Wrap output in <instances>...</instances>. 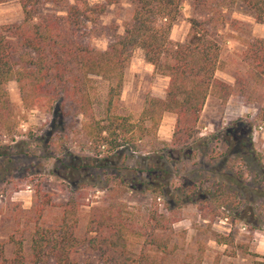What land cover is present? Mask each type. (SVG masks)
<instances>
[{
    "label": "trees",
    "instance_id": "16d2710c",
    "mask_svg": "<svg viewBox=\"0 0 264 264\" xmlns=\"http://www.w3.org/2000/svg\"><path fill=\"white\" fill-rule=\"evenodd\" d=\"M119 1L18 0L22 20L0 26V137L18 126L7 88L14 80L25 109L59 107L81 115L86 152L84 157L69 154L64 178L74 187L66 189L62 203H52L38 182L30 208L14 201L0 208V264H203L208 245L187 250L176 239L174 223L189 202L199 204L209 237L226 246L223 254L239 253L250 264H264L263 254L236 239L237 229L225 234L210 227L216 218H225L248 231L264 232V201L245 199L230 206L225 201L237 192L227 184L214 183L212 189L202 181L172 183L176 163L197 156L208 143L199 135L207 98L225 103L238 94L255 102L258 88L264 87V37L242 41L246 68L230 84L216 75L222 61L214 36L215 24L233 5L264 24V0H190L192 15L183 41L172 40L170 32L184 0H129L132 10L123 32L115 33L105 49L92 46L100 16ZM136 48L168 83L164 96L145 95L134 119L118 113L117 104ZM93 76L108 82L99 113L93 105ZM166 112L175 114V124L171 138L161 140L157 130ZM229 139L223 140L226 150L232 146ZM7 153L0 150V156ZM240 176L236 172L227 178L238 185ZM124 193L148 195L143 219L129 210ZM90 197L83 214V200ZM81 250L91 254L79 261ZM211 264L220 263L216 258Z\"/></svg>",
    "mask_w": 264,
    "mask_h": 264
},
{
    "label": "rangeland",
    "instance_id": "374dc122",
    "mask_svg": "<svg viewBox=\"0 0 264 264\" xmlns=\"http://www.w3.org/2000/svg\"><path fill=\"white\" fill-rule=\"evenodd\" d=\"M88 1L93 4L104 3L105 0ZM131 10L129 0L108 5L99 18V31L90 38L91 45L105 49L115 33L123 32V22L130 16ZM225 13L224 20L215 24L214 36L221 46L220 70L226 77L234 79V75L246 68L241 60L242 41L264 37V24L255 22L239 5L231 6ZM191 15L190 0H184L181 15L170 32L172 40L185 39ZM22 18L18 0L0 2V26L18 23ZM162 84L161 77L156 76L152 66L144 60L141 49L136 48L125 69L117 112L137 118L145 95L159 93ZM7 88L18 126L13 134L0 137V150L9 151L7 155L0 156V208L5 209L8 201H14L24 209L30 208L34 199L37 200L35 188L38 182L50 193L52 203L58 205L66 199V189L74 187V183L64 178L71 165L69 154L78 157L86 155L81 148L85 141L81 115L66 113L59 107L49 112L37 108L25 109L15 81L10 80ZM107 88L106 80L93 76V105L97 113L101 110ZM256 97L255 102H248L234 94L225 103L212 96L208 98L199 121V135L207 137L208 143L201 147L197 156L176 163V168H172L173 185L202 181L204 187L214 189V183L227 184L237 192L225 201L230 206L245 199L256 204L264 201V87L258 88ZM171 121L168 119L162 124L166 131L171 127ZM226 137L231 138L230 150H226L227 143L223 141ZM223 151H227V155L222 156ZM236 172L241 174L236 178L238 185L231 184L227 178ZM92 197L83 200V214L88 210ZM122 199L134 216L145 217V207L150 201L148 195L124 193ZM198 205L197 202H189L181 208L180 218L174 223L179 243L187 250H194L199 244L208 245L203 264H211L216 258L220 264H250V259L239 253L234 256L222 253L225 248L209 237L207 221L200 217ZM224 211L230 213L227 208ZM80 226L83 228L82 221ZM210 227L225 234L232 228L237 229L236 239L248 243L251 250L258 234L264 233L248 231L242 223L232 225L231 220L225 218H216ZM231 249L228 248V251ZM89 254L91 252L81 250L79 261Z\"/></svg>",
    "mask_w": 264,
    "mask_h": 264
},
{
    "label": "crops",
    "instance_id": "0c3cea01",
    "mask_svg": "<svg viewBox=\"0 0 264 264\" xmlns=\"http://www.w3.org/2000/svg\"><path fill=\"white\" fill-rule=\"evenodd\" d=\"M152 72H153V70H152ZM155 75L161 77V79L163 80V84L160 87V92L157 93V94H153V95H157V96H161L162 97V96H164V92H165V89H166V86H167V83H168V77L163 76V75H158V74H155ZM216 75L220 79H222V80H224V81H226V82H228L230 84L233 83L234 79L230 78V77H226L224 75V73L220 69H218L216 71ZM208 98H207V100H208ZM168 119H171L172 121H171V127H169V129L166 131L164 129V127L162 126V124L165 123V121L168 120ZM174 124H175V114L170 113V112L164 113V115L162 117V120H161V123H160V125L158 127V130H157L158 138L161 139V140H169L171 138V136H172ZM218 245H223L224 248L226 247L224 244H218ZM253 251L264 255V233H259L258 236L256 237L255 242H254V246H253Z\"/></svg>",
    "mask_w": 264,
    "mask_h": 264
}]
</instances>
